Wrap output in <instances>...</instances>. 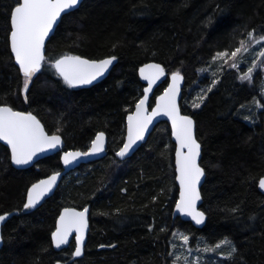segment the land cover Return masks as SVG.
Wrapping results in <instances>:
<instances>
[{
    "label": "trees",
    "instance_id": "16d2710c",
    "mask_svg": "<svg viewBox=\"0 0 264 264\" xmlns=\"http://www.w3.org/2000/svg\"><path fill=\"white\" fill-rule=\"evenodd\" d=\"M13 5L0 0V105L34 113L67 149H86L96 132L106 134L107 148L103 158L67 173L40 206L5 222L0 264H173L174 233L187 235L191 248L229 241L236 252L223 264H264V194L258 190L264 175V73L256 70L250 82L238 79L253 45L240 55L238 69L224 62L248 32L264 35V0H82L61 17L45 46L46 60L24 93V77L8 47ZM218 52L228 55L214 61ZM62 55L114 56L116 63L100 82L75 88L51 67ZM147 62L184 78L180 110L195 121L205 174L200 227L172 217L177 186L166 122L129 158L116 156L126 115L142 96L137 72ZM61 170L59 153L15 169L0 144V214L20 211L27 187ZM85 206L83 255L73 257V240L54 250L50 236L60 210Z\"/></svg>",
    "mask_w": 264,
    "mask_h": 264
},
{
    "label": "snow or ice",
    "instance_id": "6c2138e0",
    "mask_svg": "<svg viewBox=\"0 0 264 264\" xmlns=\"http://www.w3.org/2000/svg\"><path fill=\"white\" fill-rule=\"evenodd\" d=\"M79 2L80 0H14V5L10 10V45L11 52L15 55V60L19 65V71L24 77L22 91L27 92L32 78L41 70L42 63L46 60L45 38L61 14L76 7ZM261 41H264V35L256 36L254 30L248 32L247 37L239 41V46L224 62L231 68H237L240 55L248 53L251 45L259 44ZM227 55L226 52H218L213 60L225 58ZM262 57H264V49L260 51L256 59L252 60L251 66L238 79L250 82L253 79L254 69L258 66L257 60ZM115 59L116 57L113 56L101 60H88L80 56L62 55L54 59L51 67L69 87H76L90 84L103 75ZM260 66L264 67V63ZM140 75L147 81L148 86L143 90V97L136 103L135 112L127 117V139L123 147L116 152V156L124 157L137 141L144 139L145 131L154 117L160 114L166 115L172 122V135L176 140L175 179L179 182L180 191L175 207L179 213L190 216L196 224H201L205 219V214L197 209V201L201 198L198 184L204 175V170L198 163L201 145L194 136L193 120L188 116L180 115L177 106L176 98L182 77L179 72L172 73V83L165 88L161 96L156 98V107L149 114L146 110L149 93L153 85L164 75V69L159 64H146L140 69ZM212 83L215 84L216 81L213 80ZM208 90L211 91V88ZM206 95V92L200 95L199 100L203 102ZM199 106V103L193 105V107ZM104 135L103 132L96 134L88 152H65L62 157L63 163L68 165L79 157L103 152ZM0 140L6 141L11 150V162L16 165L28 164L38 153L56 149L62 143L61 137L56 134L49 135L31 112L15 111L6 104L0 105ZM59 175L60 173L54 172L47 179L32 184L27 190V200L23 207L28 209L36 206L56 184ZM259 186L264 188V178L260 180ZM88 211L87 207L82 211L75 208L63 209L56 220L55 230L51 233V240L55 247L59 248L61 245L68 244L69 236L74 231L75 250L72 255L75 257L82 255L85 230L88 227ZM8 215L10 214L0 215V221L5 220ZM180 238L185 243L189 240V237L183 234ZM226 243L228 241L224 240L214 247L219 249L222 244ZM212 250L214 249L209 247L204 249V251ZM234 252L236 248L232 246L228 256L231 257ZM185 261L187 264L186 258Z\"/></svg>",
    "mask_w": 264,
    "mask_h": 264
},
{
    "label": "water",
    "instance_id": "95a60500",
    "mask_svg": "<svg viewBox=\"0 0 264 264\" xmlns=\"http://www.w3.org/2000/svg\"><path fill=\"white\" fill-rule=\"evenodd\" d=\"M81 2H82V0H80L79 4H80ZM79 4H78L76 7L72 8V9H70V10H66L65 13H62V14H61V17H62L63 15H65V14L69 13L70 11L75 10V9L79 6ZM61 17L58 18V20H57L56 24L54 25L53 29L50 31L49 35L45 38V46H46L47 41L49 40L50 36L54 33V31H55V29H56V27H57V25H58V23H59ZM10 30H11V29H10ZM8 47H9L10 54H11V56H12V58H13V62H14V64H15V66H16V67L18 68V70H19V65L17 64V62H16V60H15V55L11 52V45H10V31H9V34H8ZM44 55H45V50H44ZM72 56H75V55H72ZM80 57H81V56H80ZM110 57H113V56H110ZM82 58H84V57H82ZM105 58H109V57H105ZM105 58H101V59H105ZM84 59H88V58H84ZM101 59H88V60H101ZM115 63H116V59L113 61V63L109 66V68L105 71V73H104L103 75L97 77V78H96L95 80H93L90 84L79 85V86H76V87L90 86V85H93V84H95V83H97V82L103 80V79L109 74V72L111 71V69L113 68V66L115 65ZM146 64H158V63H156V62H147V63L143 64V65L138 69L137 75H138L139 81H140L142 84L145 85L144 88H146V87L148 86V84H147V81L144 80V79L141 77V75H140V69H141L144 65H146ZM159 65H160V64H159ZM161 67H162V65H161ZM162 68H163V67H162ZM38 73H39V72H38ZM38 73H36V74L34 75V77H35ZM173 73H174V72H173ZM20 74L23 76V74H22L21 72H20ZM57 74H58V73H57ZM58 75H59V74H58ZM180 76L182 77V79H181L180 82H179V88H180V90H179V93H178L177 98H176L177 106H178V108H179L180 115H182V116H188V117H190V118L193 120V122H194V136H195V138H196V125H195V121H194L193 117L190 116V115H188V114H184V113H182L181 110H180V102H181V98H182V87H183V83H184L183 75L180 74ZM34 77H33V78H34ZM59 77L62 78L61 76H59ZM33 78H32V79H33ZM166 78H168V81H167V84H166L165 88H167L168 85L172 83V73L169 74L168 77H167L166 73L164 72V75L161 76V78L156 82L155 85H153L152 91L149 93V100H150V96H151L153 90H154L157 86H159L164 80H166ZM62 79H63V78H62ZM165 88L162 90V92H161L159 95L156 96V98H157L158 96H161V95L164 93ZM143 90H144V89H143ZM143 94H144V93H143ZM142 97H143V95L140 97V99H141ZM156 98H155V100H154L153 105H152L150 108H149V100H148V103L146 104V110H147V112H148L149 114L151 113L152 109L156 107V103H157ZM140 99H139V100H140ZM139 100L137 101V103L139 102ZM135 106H136V104H135ZM135 106H134L133 110H132L130 113H128L127 116H126V120H125V136H124V141H123V143H124V142L126 141V139H127V124H128L127 117H128V115H130L131 113L135 112V110H136V109H135ZM15 111H18V110H15ZM21 112H24V111H21ZM32 114H33V113H32ZM33 115H34V114H33ZM34 116H35V115H34ZM36 118H37V116H36ZM37 119H38V118H37ZM38 120H39V119H38ZM39 121H40V120H39ZM40 122H41V121H40ZM160 122H166L167 125H168V127H169V130H170L171 141H172V143H173V145H174V152H173V165H174V174L176 175V173H175V148H176V140H175V137L172 135V122H171V120H170L166 115H164V114H160V115H157L156 117H154V118L152 119V122L149 124L147 130L145 131L144 139H142V140H140V141H137V143L133 146V148H132V149H131V150H130V151H129L124 157H119V158H120V159H126V158H129V157H130V156H131V155H132V154H133V153H134V152H135V151H136V150H137L142 144H144V143L146 142V140H147L149 134L153 131V129L155 128V126H156L158 123H160ZM41 124H42V122H41ZM42 125H43V124H42ZM43 127H44V126H43ZM44 129H45V128H44ZM263 129H264V121H263ZM45 131H46V130H45ZM46 132H47V131H46ZM98 133H99V132H98ZM103 133H104V132H103ZM48 134H49V133H48ZM96 134H97V133H96ZM104 134H105V133H104ZM49 135H53V134H49ZM56 135H59V134H56ZM59 136H60V135H59ZM60 137H61V136H60ZM95 137H96V135L94 136L93 139H95ZM61 139H62V137H61ZM196 140H197V138H196ZM197 142L200 144V142H199L198 140H197ZM0 143L3 144L4 146H6V147L8 148V150H9V154H10V156H9L10 165H11L13 168H15V169H25V168H28V167L32 166V165H33L35 162H37L38 160H40V159H42V158H44V157H47V156H49V155L55 154V153H59V159H60V163H61V166H62V170H61V171H58V173H60V175L57 177L56 184L53 186V188H52L48 193L45 194L44 197H42V199L37 203L36 206H34V207H32V208H28V209H25L24 207H22V209H21L20 211L6 212V213H9L10 215H8V216L5 218V220L0 221V248H1L2 243H3V240H2V234H1L2 226L5 224V222H6V221H7L12 215H14V214L16 215V214H19V213L30 212V211L34 210L35 208H37L38 206H40V205L42 204V202H43L46 198L50 197V196L54 193V191H55V189L57 188L58 184L60 183V181L62 180V178H63L67 173H69L70 171L74 170L75 168H77L79 165H81V164H83V163H88V162H92V161H95V160H98V159L103 158V157L106 155V148H107V138H106V135H104V151H103V152L98 153V154H94V155H88V156H82V157H79L76 161H73L72 163H70V164H68V165H65V164L63 163V159H62L63 154H64L65 152H69V151H72V152H75V151H79V152H88L89 148L91 147V143H90L89 148L86 149L85 151H81V150H73V149H71V150H63L64 141H63V139H62V143H61V145L58 146L56 149H51V150H47V151H44V152H40V153H38L36 156L33 157L32 161H30L28 164H25V165H16V164H14V163L11 162V150H10V148L7 146L6 141L0 140ZM121 147H123V144L121 145ZM121 147H120V148H121ZM120 148H119V149H120ZM118 151H119V150H118ZM200 158H201V152H200V156L198 157V163L200 162ZM199 165H200V164H199ZM200 167H201V166H200ZM201 168H202V167H201ZM52 174H53V173H51V174H49V175H47V176H45V177H43V178H41V179H38V180H37L36 182H34V183H37L38 181L43 180V179H47V177L50 176V175H52ZM204 178H205V174L201 177L200 183L198 184V190H199V192H200L201 186H202V184H203V182H204ZM262 178H264V175H263V176L259 179V181H258V190H259L261 193L264 194V188H261V187L259 186V182H260V180H261ZM34 183H33V184H34ZM175 183H176V186H177V198H176V200H178V199H179L180 186H179V182H178L176 179H175ZM31 185H32V184H31ZM31 185H30L28 188H30ZM28 188H27V190H28ZM27 190H26V193H25V200H24V203H26V200H27ZM200 197H201V193H200ZM201 202H202V198H200V200L197 201V209H198V210H199V206H200ZM175 204H176V201H175L174 206H173V209H172V217H176V216H177V217H180L182 220L190 221L193 225H195V226H197V227H200V226L203 225L204 221H203L201 224H196L195 221L192 220V218H191L190 216H187V215H185V214L179 213V212L176 210ZM85 207H87L88 210H89V206H85ZM85 207H84V208H85ZM64 208H74V207H64ZM64 208H62V209L60 210V212H59L57 218L59 217L60 213L63 211ZM84 208H81V209H77V208H75V209L78 210V211H82ZM199 211H201V210H199ZM201 212H202V211H201ZM3 214H4V213H3ZM0 215H2V214H0ZM57 218H56V220H57ZM204 220H205V219H204ZM87 221H88V227H87V229L85 230V241H84L83 248H82V255H83V253H84V246H85V244H86L87 235H88V232H89V211H88V213H87ZM55 227H56V221H55ZM55 227H54V230H55ZM54 230H53V231H54ZM53 231H52V232H53ZM50 240H51V236H50ZM72 240H73V242H74V248H73V251H74V250H75V232H74V231H73V233L70 234V236H69V243H68V244L61 245V247L57 248V247H55V245H53L52 240H51V245H52V247H53L54 250H61V249L65 248V247H67V246L70 244V242H71ZM82 255H81V256H82ZM81 256H80V257H81ZM73 257H74V258H79V257H75V256H73Z\"/></svg>",
    "mask_w": 264,
    "mask_h": 264
},
{
    "label": "rangeland",
    "instance_id": "374dc122",
    "mask_svg": "<svg viewBox=\"0 0 264 264\" xmlns=\"http://www.w3.org/2000/svg\"><path fill=\"white\" fill-rule=\"evenodd\" d=\"M263 44H264V41H261L259 44L253 45V48L251 49L252 52H250L252 59L249 61V63H247V66H245L242 73L247 71L248 67L251 66L252 60L256 59L258 57V54L260 53V51L262 49H264ZM262 63H264V57L257 60L258 66L254 69V72L256 70H259V71H262L264 73V67L260 66ZM239 67L240 66H238L235 69H238ZM261 89H262V93L264 95V77L262 80ZM255 108H256V110H258L260 108V105L258 103H255ZM243 120L246 123H249V124L252 123V121L248 117H243ZM122 160H124V159H122ZM175 234L176 235H174V237L172 238V240L170 242V245H171L170 248L173 251V258L177 264H186L185 258L187 259V264H223L224 258H227L228 253L231 251L232 246L230 245L229 241L226 244H222L219 249H215V247H214L215 245L218 244L217 243V244L213 245L212 247H209V248H213L214 250L204 251L205 246L191 248V247H189L188 242L185 243L180 238L181 233H175Z\"/></svg>",
    "mask_w": 264,
    "mask_h": 264
},
{
    "label": "flooded vegetation",
    "instance_id": "af4514ba",
    "mask_svg": "<svg viewBox=\"0 0 264 264\" xmlns=\"http://www.w3.org/2000/svg\"><path fill=\"white\" fill-rule=\"evenodd\" d=\"M166 75H167V74H166ZM167 77H168V75H167ZM165 81H168V78H166V80H164L163 82H165ZM99 82H100V81H99ZM163 82H162V83H163ZM97 83H98V82H97ZM162 83H161V84H162ZM141 84H142V83H141ZM161 84H160V85H161ZM166 84H167V82H166ZM142 85H143V89H144L145 85H144V84H142ZM165 86H166V85H165ZM157 87H158V86H157ZM157 87H156V88H157ZM75 88H77V87H75ZM156 88H155V89H156ZM164 88H165V87H164ZM164 88H163V89H164ZM143 89H142V95H143ZM155 89H154V90H155ZM154 90H153V92H154ZM153 92H152V94H153ZM161 92H162V91H161ZM161 92H160V93H161ZM23 93H24V91H23ZM160 93H159V94H160ZM152 94H151V96H152ZM159 94H158V95H159ZM151 96H150V98H151ZM156 96H157V95H156ZM156 96H155V98H156ZM155 98H154V100H155ZM139 99H140V98H139ZM139 99H138V100H139ZM136 103H137V102H136ZM136 103H135V104H136ZM149 103H150V100H149ZM2 105H5V104H2ZM8 106H9V105H8ZM134 106H135V105H134ZM150 107H151V106H149V108H150ZM133 108H134V107H133ZM13 110L24 111V112H30V111H28V110H19V109H14V108H13ZM132 110H133V109H132ZM132 110H131V111H132ZM131 111H130V112H131ZM130 112H129V113H130ZM31 113H32V112H31ZM33 114H34V113H33ZM34 115H35V114H34ZM35 116H36V115H35ZM126 116H127V115H126ZM37 118H38V117H37ZM125 120H126V119H125ZM42 124H43V123H42ZM43 126H44V125H43ZM44 128H45V127H44ZM47 133H48V132H47ZM96 133H98V132H96ZM96 133H95V135H96ZM95 135H94V136H95ZM105 135H106V134H105ZM60 136H61V135H60ZM94 136H93V138H94ZM170 136H171V134H170ZM61 137H62V136H61ZM93 138L91 139L90 143L92 142ZM106 138H107V137H106ZM62 139H63V138H62ZM63 141H64V140H63ZM90 143H89V145L87 146L86 149L89 148ZM0 144H1V143H0ZM1 145L4 146L3 144H1ZM4 147L6 148V150H7V152H8V156H10L8 148H7L6 146H4ZM86 149L81 150V151H85ZM63 150H71V149H67V148H65V145H64V146H63ZM73 150H78V149H73ZM9 162H10V161H9ZM88 163H90V162H88ZM36 181H37V180H36ZM36 181H34V182H36ZM34 182H33V183H34ZM33 183H32V184H33ZM30 185H31V184H30ZM30 185H29V186H30ZM29 186H28V187H29ZM28 187H27V188H28ZM25 193H26V192H25ZM24 200H25V197H24ZM23 205H24V202H23ZM22 207H23V206H22ZM21 209H22V208H21ZM2 214H3V213H2ZM1 234H2V229H1Z\"/></svg>",
    "mask_w": 264,
    "mask_h": 264
}]
</instances>
